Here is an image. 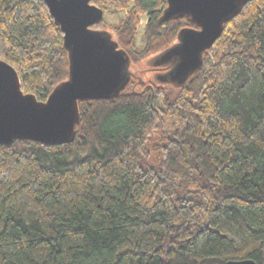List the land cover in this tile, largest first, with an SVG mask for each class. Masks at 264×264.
<instances>
[{
    "label": "trees",
    "instance_id": "16d2710c",
    "mask_svg": "<svg viewBox=\"0 0 264 264\" xmlns=\"http://www.w3.org/2000/svg\"><path fill=\"white\" fill-rule=\"evenodd\" d=\"M91 2L104 10L94 28H112L138 67L192 26L161 21L167 0ZM0 59L40 101L68 79L44 0H0ZM79 107L72 143L0 145V264H264V0L182 87L133 79Z\"/></svg>",
    "mask_w": 264,
    "mask_h": 264
},
{
    "label": "water",
    "instance_id": "95a60500",
    "mask_svg": "<svg viewBox=\"0 0 264 264\" xmlns=\"http://www.w3.org/2000/svg\"><path fill=\"white\" fill-rule=\"evenodd\" d=\"M44 1L64 34L69 77L47 101H40L22 90L17 70L0 59V145L16 140L46 146L72 143L81 122L79 102L115 99L133 79L141 84L142 72H154L159 83L182 87L202 69L205 53L222 36L225 25L252 0H167L161 21L186 19L192 26L182 29L171 47L145 59L144 70L133 63L111 31L94 28L103 23L104 10L92 0ZM228 264L257 263L247 259Z\"/></svg>",
    "mask_w": 264,
    "mask_h": 264
},
{
    "label": "rangeland",
    "instance_id": "374dc122",
    "mask_svg": "<svg viewBox=\"0 0 264 264\" xmlns=\"http://www.w3.org/2000/svg\"><path fill=\"white\" fill-rule=\"evenodd\" d=\"M123 17H124L123 14H115V13H106L105 14V18L109 22L110 26L118 24ZM146 20H147V17L143 16V24L140 28L141 31L138 33L137 40H136V50L137 51L141 50L144 46V41H143V37H142L143 31L142 30L144 29V25L146 23ZM106 29L111 31V33L114 36V39L117 38L116 32L112 28L109 27ZM139 69L144 70V69H146V67L144 65L140 64ZM142 76H143L146 83H149V81H152V80L155 83H159V80H158V78H156L154 72H151V71L142 72Z\"/></svg>",
    "mask_w": 264,
    "mask_h": 264
}]
</instances>
